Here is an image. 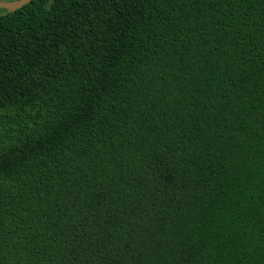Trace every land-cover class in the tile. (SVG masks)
Instances as JSON below:
<instances>
[{"label": "trees", "instance_id": "obj_1", "mask_svg": "<svg viewBox=\"0 0 264 264\" xmlns=\"http://www.w3.org/2000/svg\"><path fill=\"white\" fill-rule=\"evenodd\" d=\"M0 264H264V0L0 9Z\"/></svg>", "mask_w": 264, "mask_h": 264}, {"label": "water", "instance_id": "obj_2", "mask_svg": "<svg viewBox=\"0 0 264 264\" xmlns=\"http://www.w3.org/2000/svg\"><path fill=\"white\" fill-rule=\"evenodd\" d=\"M32 0H16L10 3H0V9L5 12H14L17 9H20L22 6L28 4Z\"/></svg>", "mask_w": 264, "mask_h": 264}]
</instances>
